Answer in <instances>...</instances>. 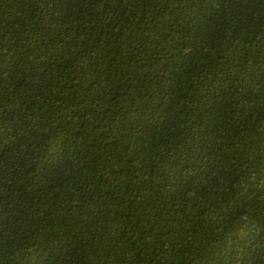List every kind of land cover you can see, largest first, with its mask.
<instances>
[{"label":"trees","instance_id":"1","mask_svg":"<svg viewBox=\"0 0 264 264\" xmlns=\"http://www.w3.org/2000/svg\"><path fill=\"white\" fill-rule=\"evenodd\" d=\"M0 264H264V0H0Z\"/></svg>","mask_w":264,"mask_h":264}]
</instances>
